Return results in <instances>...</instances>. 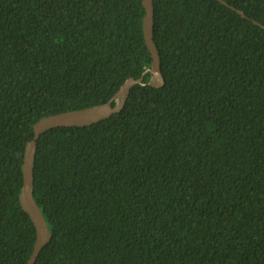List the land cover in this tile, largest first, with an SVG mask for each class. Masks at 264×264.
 I'll return each instance as SVG.
<instances>
[{
  "label": "trees",
  "instance_id": "16d2710c",
  "mask_svg": "<svg viewBox=\"0 0 264 264\" xmlns=\"http://www.w3.org/2000/svg\"><path fill=\"white\" fill-rule=\"evenodd\" d=\"M226 1L249 18L154 0L166 84L38 140L52 240L35 264H264V0ZM144 15L142 0H0V264L36 242L20 202L34 124L149 82Z\"/></svg>",
  "mask_w": 264,
  "mask_h": 264
},
{
  "label": "water",
  "instance_id": "95a60500",
  "mask_svg": "<svg viewBox=\"0 0 264 264\" xmlns=\"http://www.w3.org/2000/svg\"><path fill=\"white\" fill-rule=\"evenodd\" d=\"M145 8V15L143 18V32L144 38L149 51L152 56L151 66L146 70L152 74L149 82H145L144 74L139 77L128 78L116 94L107 102L99 105H93L81 109H73L69 111L54 113L39 119L33 126L34 138L31 139L25 150L24 163L22 166L24 183L20 195L21 206L31 217L36 229V242L32 255L28 264H35L37 257L41 250L52 240V232L48 226L45 216L39 207L34 197V172L36 161V148L38 140L43 134L57 127H74V126H88L104 120L113 114L120 112L126 104L127 98L131 89L136 84L150 85L153 87H163L166 84V79L161 69V55L157 44L155 43V5L154 0H142ZM222 4L232 8L240 13L243 17L249 18L247 14L231 5L226 0H219ZM256 24L264 25L254 20ZM145 73V74H146ZM115 102V104H113Z\"/></svg>",
  "mask_w": 264,
  "mask_h": 264
}]
</instances>
